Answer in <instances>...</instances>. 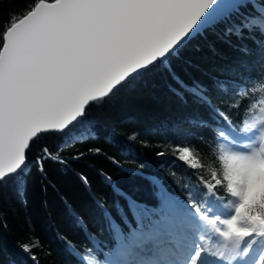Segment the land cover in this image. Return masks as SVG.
<instances>
[{
  "label": "snow or ice",
  "instance_id": "6c2138e0",
  "mask_svg": "<svg viewBox=\"0 0 264 264\" xmlns=\"http://www.w3.org/2000/svg\"><path fill=\"white\" fill-rule=\"evenodd\" d=\"M218 45L240 53L229 69L239 80L189 78L194 57ZM153 74L207 113L157 134L178 167L206 168L208 178L186 173L173 194L147 177L158 193L149 206L100 171L116 194L111 211L99 204L108 244L77 250L69 242L76 264H264V0H12L0 14V190L11 186L26 204L30 179L50 185L49 165L67 171L104 154L92 146L101 132L90 111ZM244 100V119L235 123L230 111ZM193 141L209 145L213 163L201 162ZM75 174L90 187L87 175ZM19 247L40 264L38 240Z\"/></svg>",
  "mask_w": 264,
  "mask_h": 264
},
{
  "label": "trees",
  "instance_id": "16d2710c",
  "mask_svg": "<svg viewBox=\"0 0 264 264\" xmlns=\"http://www.w3.org/2000/svg\"><path fill=\"white\" fill-rule=\"evenodd\" d=\"M19 2L16 0L17 6ZM11 8L12 0H4L0 5V14ZM240 58L239 52L226 45H218L215 53L204 47L194 57L195 67L186 75L189 78L198 77L205 83L214 77L239 80V76H234L229 69L237 67L236 61ZM170 83L166 77L153 74L135 87L123 90L113 103L102 109L93 108L90 119L98 124L101 136L92 142V146L101 148L104 154L85 156L67 171L59 170L57 165H49L50 185L44 189L37 180L30 179L25 193L26 204L11 186L0 190V224L7 225L6 228L0 227V264H33L28 254L19 247L21 243L32 242L33 238L41 246L35 249L40 264H76V258L68 247L69 242L77 250L92 247L97 241L107 245L108 234L100 223L103 210L99 204L111 211L116 194L99 175L100 171L111 176L123 191L149 206L156 201L158 193L154 192L147 177H157L173 194L179 193L181 182H188L186 173L196 171L208 178L206 168L192 170L186 166L178 167L180 162H176L165 148L162 134H157L161 126L170 125L189 114L207 115L191 100L186 104L180 101L169 90ZM247 103L244 100L239 109L230 111L235 123L244 119ZM220 106L224 105L220 103ZM217 127L213 125V128ZM132 133L137 139H129ZM207 135L210 142L211 133ZM46 142L54 146L55 135H50ZM142 142H146V146ZM193 143L201 150V162L205 165L213 163L209 145L199 141ZM160 150L168 151V154L157 156ZM105 154L115 157L120 164L114 165ZM213 166L218 168L219 161H215ZM76 172L88 176L90 187L80 182ZM171 172L175 176H171ZM90 236L95 237V241L89 239ZM104 250L107 251L106 248Z\"/></svg>",
  "mask_w": 264,
  "mask_h": 264
}]
</instances>
